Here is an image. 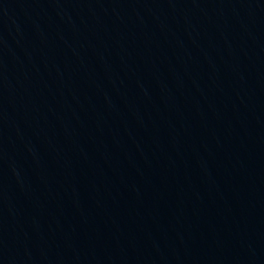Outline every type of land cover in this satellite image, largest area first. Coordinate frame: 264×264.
I'll return each mask as SVG.
<instances>
[{
	"label": "water",
	"instance_id": "obj_1",
	"mask_svg": "<svg viewBox=\"0 0 264 264\" xmlns=\"http://www.w3.org/2000/svg\"><path fill=\"white\" fill-rule=\"evenodd\" d=\"M110 264H264V0H20Z\"/></svg>",
	"mask_w": 264,
	"mask_h": 264
}]
</instances>
